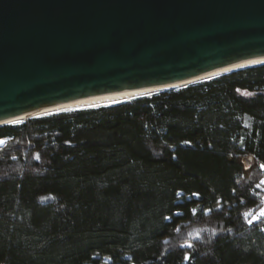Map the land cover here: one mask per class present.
<instances>
[{"label": "trees", "instance_id": "1", "mask_svg": "<svg viewBox=\"0 0 264 264\" xmlns=\"http://www.w3.org/2000/svg\"><path fill=\"white\" fill-rule=\"evenodd\" d=\"M3 138L0 264H264V65Z\"/></svg>", "mask_w": 264, "mask_h": 264}, {"label": "water", "instance_id": "2", "mask_svg": "<svg viewBox=\"0 0 264 264\" xmlns=\"http://www.w3.org/2000/svg\"><path fill=\"white\" fill-rule=\"evenodd\" d=\"M257 61L264 0H0V126L95 97L188 88Z\"/></svg>", "mask_w": 264, "mask_h": 264}, {"label": "bare ground", "instance_id": "3", "mask_svg": "<svg viewBox=\"0 0 264 264\" xmlns=\"http://www.w3.org/2000/svg\"><path fill=\"white\" fill-rule=\"evenodd\" d=\"M260 62H264V61L245 62L243 64L236 65L231 69L223 70L222 72L231 71V70H234L235 68H244L245 66L255 65V64L260 63ZM222 72L216 73V74H222ZM213 75H215V74H213ZM209 77H211V76H208L206 78H209ZM206 78H200V79H206ZM191 82H193V81H191ZM183 85H185V84H183ZM179 86H182V85H179ZM148 92H149V90L129 91L126 93H118V94H113V95H106L103 97H95L92 99L83 100V101L78 102V103H71L70 105H63L60 107L51 108V109L46 110L45 112H40V113L42 115H46V114H51V113H60V111H69L72 109H83V108H87V107H95V106L97 107V106H101V105L107 106V104L108 105L118 104L119 102H127V101L133 100L135 98H141L140 97L141 95L146 94ZM21 121H23V120H18V121L15 120L14 122H9L7 124L8 125L14 124V123L21 122ZM5 142H6V138L0 139V149L3 147Z\"/></svg>", "mask_w": 264, "mask_h": 264}, {"label": "built area", "instance_id": "4", "mask_svg": "<svg viewBox=\"0 0 264 264\" xmlns=\"http://www.w3.org/2000/svg\"><path fill=\"white\" fill-rule=\"evenodd\" d=\"M263 217H264V207H263V211L261 213L256 214L255 217H254V219H256V221L257 220L260 221V220L263 219Z\"/></svg>", "mask_w": 264, "mask_h": 264}, {"label": "rangeland", "instance_id": "5", "mask_svg": "<svg viewBox=\"0 0 264 264\" xmlns=\"http://www.w3.org/2000/svg\"><path fill=\"white\" fill-rule=\"evenodd\" d=\"M246 93H247V92H246ZM246 93H245V94H246ZM25 121H26V120H25ZM25 121H24V122H25ZM22 123H23V122H22ZM8 141H9V138H6V142H5V144H4L3 146H5V145L7 144ZM2 148H3V147H2ZM2 148H1V149H2Z\"/></svg>", "mask_w": 264, "mask_h": 264}, {"label": "snow or ice", "instance_id": "6", "mask_svg": "<svg viewBox=\"0 0 264 264\" xmlns=\"http://www.w3.org/2000/svg\"><path fill=\"white\" fill-rule=\"evenodd\" d=\"M37 158H39V157L37 156ZM262 167H264V166H262ZM195 211L196 210H193L194 213H195ZM165 219H170V217H166Z\"/></svg>", "mask_w": 264, "mask_h": 264}]
</instances>
